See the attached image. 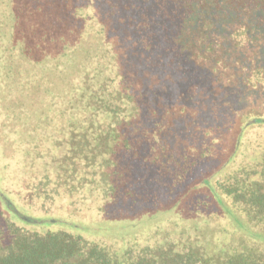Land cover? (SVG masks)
Here are the masks:
<instances>
[{
	"label": "trees",
	"instance_id": "16d2710c",
	"mask_svg": "<svg viewBox=\"0 0 264 264\" xmlns=\"http://www.w3.org/2000/svg\"><path fill=\"white\" fill-rule=\"evenodd\" d=\"M181 190L182 227L136 233L139 253L63 230ZM248 225L264 231V0H0V264H264Z\"/></svg>",
	"mask_w": 264,
	"mask_h": 264
},
{
	"label": "rangeland",
	"instance_id": "374dc122",
	"mask_svg": "<svg viewBox=\"0 0 264 264\" xmlns=\"http://www.w3.org/2000/svg\"><path fill=\"white\" fill-rule=\"evenodd\" d=\"M183 187V186H182ZM185 193V194H183ZM190 196L189 190H181L177 191L175 195L173 194V197L170 198L171 200L165 202L163 206H166L164 209H160L159 211H155L152 207L151 210H142L139 214L137 211V215H135L132 219H127L126 217H119L114 215L105 216L106 221V228L101 229H81L80 227H77L73 224H68L67 227H64L63 230L68 232L72 235H80L85 240L88 241H106L108 245H113L115 248L123 249L129 241L136 242L138 245V253L140 250V247L144 246L143 241L139 240V237L136 239V233H143L146 236H151L150 243L153 242L160 243L158 241H155L154 239L161 240L162 235H165L164 232L167 231L170 235L174 233V231L182 226L175 225L174 219H178L183 224V218L184 216H188V211H190V207L188 206V197ZM158 203V202H157ZM218 205V204H217ZM219 206V205H218ZM220 207V206H219ZM135 209V208H133ZM213 211L217 213V217L210 218L209 220L206 219V221H209L207 224L209 226H215L218 230V232H221L222 222H221V210H218L217 208H214ZM156 223L154 225V220L150 223L146 222V218H153V216L156 214ZM122 213H125L127 215L126 209L122 208ZM237 214V213H236ZM135 218L138 220V226L135 224ZM167 218L173 219L169 220ZM233 218V216H231ZM131 220V221H130ZM232 221L236 224H238L234 219ZM153 223V224H152ZM121 227V228H120ZM140 227V228H138ZM157 231L158 234L152 235V232ZM106 233V237L102 239V236ZM247 236L255 243L264 245V231H260L254 228H251L249 225L247 226L246 230ZM185 239V237H184ZM113 247V248H114ZM205 252L204 255H210L208 251V247L204 244ZM119 254V251H116ZM141 260H143L144 263L153 262L154 258L150 255H146L144 253L142 256L139 257Z\"/></svg>",
	"mask_w": 264,
	"mask_h": 264
}]
</instances>
